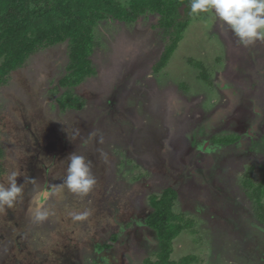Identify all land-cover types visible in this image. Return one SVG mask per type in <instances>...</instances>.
Here are the masks:
<instances>
[{
    "label": "rangeland",
    "instance_id": "rangeland-1",
    "mask_svg": "<svg viewBox=\"0 0 264 264\" xmlns=\"http://www.w3.org/2000/svg\"><path fill=\"white\" fill-rule=\"evenodd\" d=\"M183 15L188 25L159 70L175 37L159 26V15L101 22L91 56L97 73L71 87L80 110L59 105L68 42L37 52L0 86L7 166L0 183L19 171L24 187L23 199L0 211V264L156 260L159 238L146 219L150 195L168 186L178 190L177 209L190 223L174 240L172 259L264 264V219L245 184L264 177V43L239 45L212 11ZM222 137L240 139L214 149ZM72 152L91 161L98 181L86 197L63 186ZM38 191L51 193L52 217L35 223L29 209ZM85 209L86 220L71 218Z\"/></svg>",
    "mask_w": 264,
    "mask_h": 264
},
{
    "label": "trees",
    "instance_id": "trees-1",
    "mask_svg": "<svg viewBox=\"0 0 264 264\" xmlns=\"http://www.w3.org/2000/svg\"><path fill=\"white\" fill-rule=\"evenodd\" d=\"M190 2L191 0H0V86L10 84L12 73L25 68L28 59L37 52L68 42V73L59 81L60 86L67 88V91L63 93L64 98L59 99V105L66 112L71 108L65 102L75 107L74 110H80L82 100L71 87L80 85L88 76L97 73L91 56L96 47L95 31L101 22L110 19L136 24L150 14L159 15V26L175 36L155 65L159 70L168 65L177 49V42L188 25L183 14L190 13ZM171 27L173 30L169 29ZM1 109L0 105V113ZM234 138L216 139L213 148L238 143L240 138ZM4 156L5 151L0 146V180L7 174V166L2 161ZM245 184L255 189L254 197L261 210L260 216L264 219V177L257 185L248 177ZM178 193L177 189L168 186L162 192L150 195L152 212L146 219V225L157 231L160 251L156 260L147 258L145 264L201 262L194 254L185 255L178 261L171 257L174 240L190 229L188 213L177 209ZM114 237L117 238V235Z\"/></svg>",
    "mask_w": 264,
    "mask_h": 264
},
{
    "label": "clouds",
    "instance_id": "clouds-1",
    "mask_svg": "<svg viewBox=\"0 0 264 264\" xmlns=\"http://www.w3.org/2000/svg\"><path fill=\"white\" fill-rule=\"evenodd\" d=\"M189 15L214 12L219 21L230 29L239 45L250 47L257 42L264 43V0H191ZM71 142V140H70ZM66 178L63 180L70 192L81 197L91 193L98 181L92 172L91 161L83 155L70 153ZM19 171H11L7 183H0V211L13 208L23 199V183H18ZM33 179L34 178H30ZM51 193L38 191L31 199V219L35 223L46 221L50 211L46 202ZM74 221H84L91 215V210L70 214Z\"/></svg>",
    "mask_w": 264,
    "mask_h": 264
},
{
    "label": "flooded vegetation",
    "instance_id": "flooded-vegetation-1",
    "mask_svg": "<svg viewBox=\"0 0 264 264\" xmlns=\"http://www.w3.org/2000/svg\"><path fill=\"white\" fill-rule=\"evenodd\" d=\"M248 111V110H247ZM249 112V111H248ZM255 111H253V113H254ZM242 136V135H241Z\"/></svg>",
    "mask_w": 264,
    "mask_h": 264
}]
</instances>
